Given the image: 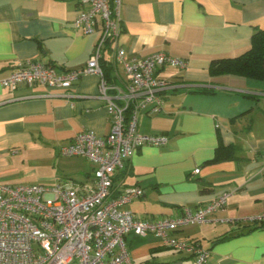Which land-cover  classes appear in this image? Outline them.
Masks as SVG:
<instances>
[{"label":"crops","instance_id":"obj_1","mask_svg":"<svg viewBox=\"0 0 264 264\" xmlns=\"http://www.w3.org/2000/svg\"><path fill=\"white\" fill-rule=\"evenodd\" d=\"M80 7V0H0L1 183L53 185L58 178L83 182L93 174V162L63 156L59 148L85 130L110 132L99 76H83L70 89L21 84L12 91L1 84L29 58L58 72L84 66L101 28H75ZM120 15L118 42L128 55L165 51L188 61L186 68L157 71L178 87L166 93L162 111L141 115L139 130L169 142L142 146L116 173L118 189H144L126 207L139 218L177 217L184 207L204 206L231 190L224 209L175 235L207 248L208 264H264V227L234 223L264 212V79L210 73L214 59L251 47L255 31L264 28V0H122ZM101 63L107 79L124 88L127 76L112 42ZM44 92L50 95L18 98ZM220 145H233L234 157L216 158ZM126 242L136 264H195L194 256L163 245L155 234L130 233Z\"/></svg>","mask_w":264,"mask_h":264},{"label":"built area","instance_id":"obj_2","mask_svg":"<svg viewBox=\"0 0 264 264\" xmlns=\"http://www.w3.org/2000/svg\"><path fill=\"white\" fill-rule=\"evenodd\" d=\"M122 0H80L73 26L86 33L99 27L100 36L87 63L58 72L51 64L33 58L17 64L1 79L10 90L21 84L70 89L86 75L100 77L99 96L106 102L111 129L100 136L79 132L60 146L63 156H80L96 167L86 181L58 178L53 185L0 182V264H136L126 236L155 234L163 245L194 256L195 264H208L209 250L199 241L175 235L179 229L208 221L225 208L231 190H224L206 205L184 207L177 217L139 218L127 204L144 194L139 185L115 186L116 173L142 146H165L169 137L139 130L144 112L162 111L166 93L178 84L158 76L166 65L186 68L188 61L165 51L149 56H130L119 44L123 30ZM112 42L116 61L123 65L126 86L111 83L102 66L106 45ZM49 92L21 96H49ZM200 169H195L199 172ZM236 225L264 227V212L234 220Z\"/></svg>","mask_w":264,"mask_h":264},{"label":"trees","instance_id":"obj_3","mask_svg":"<svg viewBox=\"0 0 264 264\" xmlns=\"http://www.w3.org/2000/svg\"><path fill=\"white\" fill-rule=\"evenodd\" d=\"M105 72L107 66L102 63ZM212 75L219 74H237L257 79H264V28L258 29L252 36L251 47L236 57H223L214 59L210 65ZM210 90L200 89V92H209ZM234 157V146L220 145L217 149L216 158ZM260 228V227H250ZM223 239V237L221 238Z\"/></svg>","mask_w":264,"mask_h":264},{"label":"rangeland","instance_id":"obj_4","mask_svg":"<svg viewBox=\"0 0 264 264\" xmlns=\"http://www.w3.org/2000/svg\"><path fill=\"white\" fill-rule=\"evenodd\" d=\"M49 166H50V165H49ZM42 168H45V169H44L45 172H52L53 169H54V167H41V170H42Z\"/></svg>","mask_w":264,"mask_h":264}]
</instances>
